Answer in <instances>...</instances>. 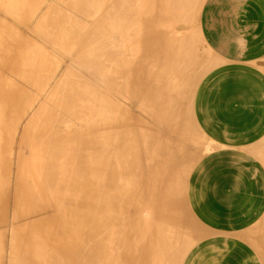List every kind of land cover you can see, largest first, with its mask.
I'll use <instances>...</instances> for the list:
<instances>
[{
	"label": "bare ground",
	"instance_id": "obj_1",
	"mask_svg": "<svg viewBox=\"0 0 264 264\" xmlns=\"http://www.w3.org/2000/svg\"><path fill=\"white\" fill-rule=\"evenodd\" d=\"M200 2L0 0L53 49L0 27L24 82L0 74V264H179L196 243L172 203L206 66Z\"/></svg>",
	"mask_w": 264,
	"mask_h": 264
},
{
	"label": "crops",
	"instance_id": "obj_2",
	"mask_svg": "<svg viewBox=\"0 0 264 264\" xmlns=\"http://www.w3.org/2000/svg\"><path fill=\"white\" fill-rule=\"evenodd\" d=\"M199 6L206 66L183 109L191 155L172 203L196 243L179 264H264V0Z\"/></svg>",
	"mask_w": 264,
	"mask_h": 264
},
{
	"label": "rangeland",
	"instance_id": "obj_3",
	"mask_svg": "<svg viewBox=\"0 0 264 264\" xmlns=\"http://www.w3.org/2000/svg\"><path fill=\"white\" fill-rule=\"evenodd\" d=\"M52 1V0H51ZM2 20V21H1ZM3 20H6L5 21V23H3ZM0 27L2 26H4V27H6L5 28V30L7 29L8 30V28L11 30V31H13V35H17L18 34V37H19V39H20V42H25V43H27L28 44V46H31L32 44L37 48V50H39L40 48V51L43 49V48H45V45L47 44V41L45 40V42L44 43H41V42H43L42 40H44L45 38L43 37V39L42 40H40V38L39 39H37L38 38V35H37V37L34 35V37H33V35H32V30L31 31H28L29 32V34H28V32L25 30L26 28H25V26L21 23V22H19V23H17L15 20H13V18H11L10 16H8V15H6L3 11L1 12L0 11ZM9 21V22H8ZM192 21H195V22H192ZM192 21H190V23H188V24H191L192 25V28L193 27H195L194 29H192V28H185L184 26L186 25L187 26V24H185L181 29H180V31L182 32V33H187L188 34V31H189V29L191 30L192 29V31L193 32H191L190 31V33H189V35H190V37L191 38H194V40H193V47L194 48H196V46H197V48L195 49V51H197V50H200V49H202V50H200V51H198V56L200 57V56H202L203 54H204V48H203V42H202V39H201V36H200V33L198 32V30H197V19L196 18H194V16L192 17ZM17 23V24H16ZM193 23V24H192ZM195 23V24H194ZM5 24H7L6 26H5ZM23 25V28H25L24 29V31H23V28L21 27V25ZM195 25V26H194ZM9 26V27H8ZM10 26H11V28H10ZM22 28V29H21ZM183 28H185V30H183ZM16 29V30H15ZM186 29H188V30H186ZM196 29V30H195ZM6 30V32H8V31H10V30H8L7 31ZM10 31V33L8 32V34H12V32ZM16 31H18V32H16ZM184 31V32H183ZM15 32V33H14ZM27 32V33H26ZM180 32V33H181ZM194 32H197L198 34H194ZM184 33V34H185ZM191 33H192V35H191ZM20 34V35H19ZM31 34V35H30ZM186 34V35H187ZM194 34V35H193ZM194 36H197L196 38L194 37ZM21 37V38H20ZM199 39H201L200 41H199ZM41 41V42H40ZM32 42V43H31ZM36 42H38L39 43V45L38 46H40L41 45V47H37V44H36ZM199 42H201L200 44H202V45H197ZM49 43V42H48ZM43 45V46H42ZM47 45H48V47H47ZM46 45V48H45V51L46 50H48V51H50L52 48V46L50 47V44H47ZM199 46V47H198ZM33 47V46H32ZM50 48V49H49ZM43 52H44V49L42 50ZM41 51V53H43ZM51 51H53V49L51 50ZM50 51V52H51ZM47 52V51H46ZM46 52H44V53H46ZM49 52V53H50ZM202 52V53H201ZM52 53V52H51ZM51 53L50 54H48V56H50L51 57ZM200 54V55H199ZM13 57V56H12ZM4 58H6V56L4 55ZM4 58H3V62L0 60V71L2 72V73H0V74H2V77H5L4 78V81H6V80H8L9 82H12L13 80H15L14 82H19V84L20 83H24L21 79H19V77H18V75L16 74L17 72H16V68L13 66V64L12 63H9V62H11V60H8V58H7V60H8V62H6V59L4 60ZM53 58V57H52ZM3 65V66H2ZM5 71V73L3 74V72ZM8 71V72H7ZM7 73H9V74H7ZM7 74V76H3V75H6ZM13 74H15L14 76H13ZM9 76V77H8ZM13 77V78H12ZM10 78H12L11 79V81H10ZM6 79V80H5ZM18 80H20V81H18ZM184 103H186V102H184L183 101V105L185 106V105H187V103L186 104H184ZM186 107V106H185ZM185 107H183V109H185ZM142 118H143V122L145 123L146 121H147V126L148 125H150V126H152L153 127V125L155 126V123L152 121V119L150 118V117H148L147 116V114H146V116L145 115H142ZM148 120H149V122L151 123V124H148L149 122H148ZM154 123V124H153ZM153 124V125H152ZM156 127H157V125H156ZM12 207V206H11ZM12 209V208H11ZM11 209L9 208V211H8V215H9V217H10V213H11ZM7 234H8V232H7ZM7 243H8V240H7ZM7 243H6V245H7Z\"/></svg>",
	"mask_w": 264,
	"mask_h": 264
}]
</instances>
